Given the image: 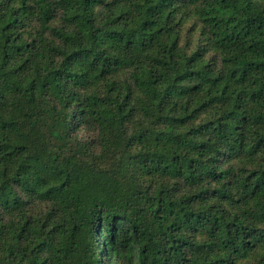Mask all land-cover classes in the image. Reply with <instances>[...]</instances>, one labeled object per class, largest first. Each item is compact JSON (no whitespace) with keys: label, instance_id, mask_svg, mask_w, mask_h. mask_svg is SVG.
Instances as JSON below:
<instances>
[{"label":"trees","instance_id":"1","mask_svg":"<svg viewBox=\"0 0 264 264\" xmlns=\"http://www.w3.org/2000/svg\"><path fill=\"white\" fill-rule=\"evenodd\" d=\"M0 264H264V0H0Z\"/></svg>","mask_w":264,"mask_h":264}]
</instances>
